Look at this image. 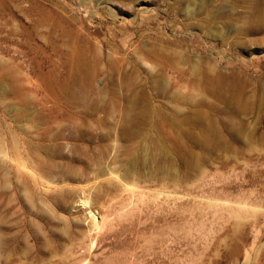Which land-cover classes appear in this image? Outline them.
Wrapping results in <instances>:
<instances>
[{
	"label": "rangeland",
	"instance_id": "rangeland-1",
	"mask_svg": "<svg viewBox=\"0 0 264 264\" xmlns=\"http://www.w3.org/2000/svg\"><path fill=\"white\" fill-rule=\"evenodd\" d=\"M0 264H264V0H0Z\"/></svg>",
	"mask_w": 264,
	"mask_h": 264
}]
</instances>
